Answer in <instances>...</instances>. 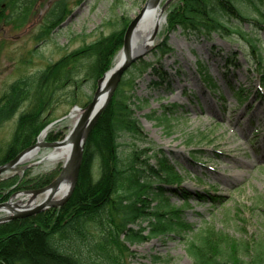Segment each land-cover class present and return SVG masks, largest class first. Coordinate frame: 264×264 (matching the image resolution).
<instances>
[{"label":"rangeland","instance_id":"obj_1","mask_svg":"<svg viewBox=\"0 0 264 264\" xmlns=\"http://www.w3.org/2000/svg\"><path fill=\"white\" fill-rule=\"evenodd\" d=\"M55 1L16 0L17 10L27 12L25 17H9L11 5L5 10L0 20V96L14 81L34 75L84 42L122 27L123 18L131 21L147 0H66L70 8L67 21L49 39H37L45 14ZM177 1H161L165 21L154 46L143 57L153 61V48L168 34L174 51L162 59L161 67L167 73L157 85L153 80L158 79L150 72L136 80L135 114L147 139L140 147L150 148L149 155L158 151L182 178L180 183L162 185V189L174 208L183 209L181 217L193 225V231L151 235L148 219H139L129 225L139 241H128L122 234L123 249L116 243L109 246L123 264H195L188 240L197 241V234L207 227L236 239L264 238V91L259 90L255 69L258 54L264 56V27H253L256 50L239 35L215 33L208 39L181 30L168 33L167 15ZM242 26L252 29L247 23ZM228 56L234 65L226 61ZM201 65L216 86L210 88L205 83L204 74L199 72ZM234 87L244 89L243 102ZM80 88L77 105L83 108L95 90L87 83ZM73 107L63 99L54 105L53 117L58 121L43 141H52L50 135L61 140L69 133L74 122L68 115ZM17 117L0 128V145L9 141ZM49 149L42 147L40 155L2 174L0 182L13 176L23 180L50 174L56 177L64 160L52 164L42 161L41 154ZM151 162L155 164L154 157ZM13 188L0 189L1 198L27 190L11 191ZM43 198L37 196L35 203ZM19 200L27 201L19 197L16 202ZM147 203L151 208L158 201L149 198ZM113 228L109 222L104 228L92 225L91 240L101 244ZM95 251L82 246L83 254L94 264H109Z\"/></svg>","mask_w":264,"mask_h":264},{"label":"trees","instance_id":"obj_2","mask_svg":"<svg viewBox=\"0 0 264 264\" xmlns=\"http://www.w3.org/2000/svg\"><path fill=\"white\" fill-rule=\"evenodd\" d=\"M10 5L9 17L27 14L17 10L16 0H0V20L4 19ZM69 12L66 0H56L45 14L43 30L37 39H49ZM123 19L122 27L84 42L49 62L36 74L14 81L2 93L0 128L17 114L18 117L9 141L0 145V165L36 142L40 132L55 120L54 105L60 99L75 105L82 85L91 84L96 90L98 80L112 67L115 55L123 46L130 23L128 18ZM245 23L252 29L245 30L242 26ZM167 25L168 33L181 30L208 39L215 33L222 37L239 35L256 50L253 27H264V0H178L167 15ZM152 51L153 61L142 57L124 72L95 123L84 147L77 184L68 201L59 207L0 223V264H94L83 254V245L90 247V251L95 249L102 262L123 264L109 246L116 243L123 249L119 240L122 234L128 241H139L129 227L139 219H148L151 235L193 231V225L181 217L183 209L174 208L162 189V185L180 183L182 178L166 157L158 151L149 155L152 150L141 148L139 144L147 139L135 114L138 99L135 83L146 72L158 79L153 80L156 85L166 75L167 71L161 67L162 59L174 51L169 35L165 34ZM226 61L230 65L235 63L229 56ZM255 66L259 90L264 91L261 53L255 59ZM199 72L204 74L207 84L216 86L204 66H200ZM233 91L240 93L239 101L243 102L244 89L234 87ZM93 94L88 96L84 106L92 100ZM49 139L58 140L52 135ZM124 147L128 149L124 151ZM153 157L155 164L151 162ZM54 178L52 174L27 180L13 176L1 181L0 189L14 186L11 191L37 189ZM10 194L3 198L0 194V201L7 200ZM149 198L158 203L150 208ZM108 222L114 228L109 230L105 241L93 242L91 226L98 224L104 228ZM196 238L197 241L188 240V252L195 264H264V238L236 239L214 227L202 230Z\"/></svg>","mask_w":264,"mask_h":264},{"label":"water","instance_id":"obj_3","mask_svg":"<svg viewBox=\"0 0 264 264\" xmlns=\"http://www.w3.org/2000/svg\"><path fill=\"white\" fill-rule=\"evenodd\" d=\"M151 0H147L146 4L142 8V10L131 20L128 27L126 28L124 39H123V46L121 50L116 54L119 53L124 54V58L122 59L121 63L118 66L111 68L108 70L99 80L97 89L94 93V96L89 102L86 107L79 108L75 106L73 110L80 109L81 113L74 122V125L68 135L65 137L66 141L72 143V150L70 156L65 160L62 169L58 176L50 182L48 185L38 188V189H31L25 190L21 192H16L12 194L11 198L7 201L0 202V212L4 210V208H9L11 211L4 212L5 215L0 217V223L10 221L16 218H25L41 211L51 208V207H59L62 206L64 203L68 201L74 188L77 184L80 168L83 160V152L86 141L90 132L92 131L95 123L97 122L98 118L100 117L101 113L108 105L109 101L112 98L114 91L116 90L124 72L139 58L143 57L148 50L144 51H136L133 50V43L134 41V32L136 26L139 24L140 21L145 17L147 6ZM157 3H160L162 0H155ZM115 56V58H116ZM106 80V81H105ZM105 81V87L102 86V82ZM105 95L103 100L100 102L99 99L102 95ZM53 125H48L42 133H44L48 128ZM65 140L59 141H40L38 140L35 144L27 147L22 152H20L15 158L8 161L7 163L0 165V176L7 172L10 169H13L18 163L20 162L21 156L27 152H30L36 147H46L51 148L54 146L61 145ZM69 182V188L65 194L60 197L56 198L57 190L60 185L65 182ZM49 190L47 195L44 193ZM24 193V194H32L33 198H36L38 195H44V198L39 203H35L30 205L29 203L24 204L22 206L14 207L11 204L12 198H14L17 194ZM21 205V204H20Z\"/></svg>","mask_w":264,"mask_h":264},{"label":"bare ground","instance_id":"obj_4","mask_svg":"<svg viewBox=\"0 0 264 264\" xmlns=\"http://www.w3.org/2000/svg\"><path fill=\"white\" fill-rule=\"evenodd\" d=\"M164 21H165V14L163 13L161 2L157 3L155 0H151L147 6L145 17L136 26L134 32L135 42L133 43V50L141 52L144 50L151 49L154 46L158 31L162 27ZM123 58H124V54L119 53L115 58L114 66L112 68L118 66ZM105 81L102 82V86L104 85V87H105ZM104 96L105 95L103 94L100 97L99 99L100 102L103 100ZM80 113L81 110L79 108L71 113L70 117L73 122L76 121ZM49 130L50 128L41 134L40 141H42L46 137ZM63 140H65V137ZM262 141L264 142V135ZM41 150L42 147H36L30 152L25 153L24 155L21 156L20 162L18 164L34 159L36 156L40 155ZM71 150H72V143L65 140L61 145L51 147L48 151L41 154V160L46 161L49 164L57 163L60 162L61 160L65 161L70 156ZM68 188H69V182L68 181L63 182L57 190L56 198L58 196H62L63 194H65ZM48 193L49 190H47L44 193V195H47ZM19 197L21 198L23 197V199H27V202H22L23 200L21 201L19 200L16 202V200ZM35 199L36 198H33L32 194L20 193L17 194L14 198H12L11 204H13L14 207L22 206L27 203L32 205L35 204ZM8 211L11 210L9 208H4V210H2L1 212H8Z\"/></svg>","mask_w":264,"mask_h":264}]
</instances>
